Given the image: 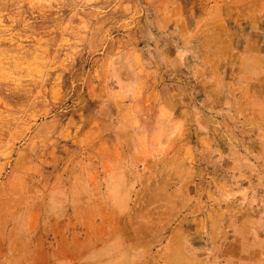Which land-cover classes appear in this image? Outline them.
I'll return each instance as SVG.
<instances>
[{
  "label": "rangeland",
  "instance_id": "1",
  "mask_svg": "<svg viewBox=\"0 0 264 264\" xmlns=\"http://www.w3.org/2000/svg\"><path fill=\"white\" fill-rule=\"evenodd\" d=\"M0 264H264V0H0Z\"/></svg>",
  "mask_w": 264,
  "mask_h": 264
}]
</instances>
